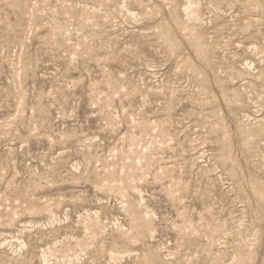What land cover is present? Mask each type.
<instances>
[{
  "label": "rangeland",
  "instance_id": "obj_1",
  "mask_svg": "<svg viewBox=\"0 0 264 264\" xmlns=\"http://www.w3.org/2000/svg\"><path fill=\"white\" fill-rule=\"evenodd\" d=\"M0 264H264V0H0Z\"/></svg>",
  "mask_w": 264,
  "mask_h": 264
}]
</instances>
